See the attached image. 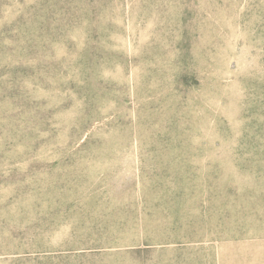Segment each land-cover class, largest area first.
<instances>
[{"label":"rangeland","instance_id":"rangeland-1","mask_svg":"<svg viewBox=\"0 0 264 264\" xmlns=\"http://www.w3.org/2000/svg\"><path fill=\"white\" fill-rule=\"evenodd\" d=\"M0 264H264V0H0Z\"/></svg>","mask_w":264,"mask_h":264}]
</instances>
